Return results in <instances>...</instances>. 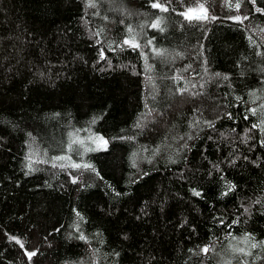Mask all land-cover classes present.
I'll use <instances>...</instances> for the list:
<instances>
[{"label": "trees", "instance_id": "16d2710c", "mask_svg": "<svg viewBox=\"0 0 264 264\" xmlns=\"http://www.w3.org/2000/svg\"><path fill=\"white\" fill-rule=\"evenodd\" d=\"M263 105L264 0H0V264H264Z\"/></svg>", "mask_w": 264, "mask_h": 264}, {"label": "rangeland", "instance_id": "374dc122", "mask_svg": "<svg viewBox=\"0 0 264 264\" xmlns=\"http://www.w3.org/2000/svg\"><path fill=\"white\" fill-rule=\"evenodd\" d=\"M185 15L186 16L187 15L198 16L199 14H198V10H191V11L186 12ZM259 110L260 112H262L263 119H264V105L259 107ZM83 137H78V139H75L74 141L75 145L71 148L73 157L75 155L79 158H82L89 151L90 148L103 145L102 141L100 140H92L91 137H84V138ZM233 242L234 244L230 243L228 246V250H225L229 252L230 254H233L236 252V245H238V240H233Z\"/></svg>", "mask_w": 264, "mask_h": 264}, {"label": "snow or ice", "instance_id": "6c2138e0", "mask_svg": "<svg viewBox=\"0 0 264 264\" xmlns=\"http://www.w3.org/2000/svg\"><path fill=\"white\" fill-rule=\"evenodd\" d=\"M153 7H161L159 4H153L152 5ZM236 7L237 8H239V5L237 4L236 5ZM202 11H205V10H203V9H201ZM188 19H192L193 17L192 16H188L187 17ZM195 18L196 19H205V18H207L206 17V15H198V16H195ZM246 18V17H245ZM237 20H239L240 18L239 17H237L236 18ZM158 25H153V27H157ZM125 43L126 44H130L133 48H136V47H138V45L137 44H135V43H133V42H131V41H125ZM101 58L103 59V54L101 55ZM253 127H256V125H254ZM100 141H102V143H103V146L106 148V146H107V141H104L103 140V138L102 137H99L98 138ZM73 167H80V165H72ZM85 167H88L87 165H85ZM75 182V181H74ZM231 190V189H230ZM196 195H199V193H195ZM81 239H83V237H81ZM17 243H20L19 241H17ZM253 247H255V245H253ZM208 248L207 247H205L204 249H202V251L203 252H205V253H207L208 252ZM27 255L29 256V257H31V256H33V255H35V253H31V252H29V253H27Z\"/></svg>", "mask_w": 264, "mask_h": 264}, {"label": "water", "instance_id": "95a60500", "mask_svg": "<svg viewBox=\"0 0 264 264\" xmlns=\"http://www.w3.org/2000/svg\"><path fill=\"white\" fill-rule=\"evenodd\" d=\"M191 16V15H190ZM193 17H195V16H193Z\"/></svg>", "mask_w": 264, "mask_h": 264}]
</instances>
